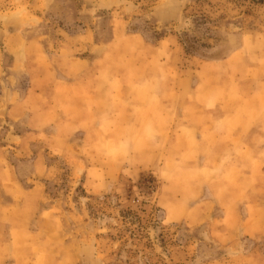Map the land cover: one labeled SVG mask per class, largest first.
Wrapping results in <instances>:
<instances>
[{
    "label": "rangeland",
    "instance_id": "374dc122",
    "mask_svg": "<svg viewBox=\"0 0 264 264\" xmlns=\"http://www.w3.org/2000/svg\"><path fill=\"white\" fill-rule=\"evenodd\" d=\"M244 48L264 50V0H0V101L31 99L42 79L65 94L99 70L90 77L118 76L121 108L172 103L179 77ZM138 119L94 131L92 147L77 132L74 153L51 149L53 125L24 150L9 140L13 178L31 190L30 231H44L6 246L3 264H264V156L242 159L228 139Z\"/></svg>",
    "mask_w": 264,
    "mask_h": 264
},
{
    "label": "crops",
    "instance_id": "0c3cea01",
    "mask_svg": "<svg viewBox=\"0 0 264 264\" xmlns=\"http://www.w3.org/2000/svg\"><path fill=\"white\" fill-rule=\"evenodd\" d=\"M263 68L264 50L251 55L246 48L223 61L202 62L194 72L192 71L191 76L177 79L175 85L179 97L172 103L161 98L157 101H136L121 108L116 94L118 76L111 74L109 82L104 79L107 83L103 82L100 75L90 77L99 74V70H96L95 74L85 72L82 77L79 76L78 82L76 79L72 83L67 82L65 94H61V86L58 84L43 83L42 79L35 82L36 86H33L32 98L29 100H11L8 96L1 99L0 264L5 262L6 246H23V241L19 239L25 234L41 235L44 231V225L39 227L38 233L30 231L31 220L25 216V209L29 206L31 190L21 191L13 178L14 169L11 164L8 165L7 158L9 140H12L16 148L24 150L33 139L38 138V131L53 125L56 128V143L52 141L51 149L60 155L74 153L75 146L69 139L77 132H84L85 139H91V147L101 145L100 138L93 141L94 131L104 130L105 125L117 122L121 116L126 117L128 121L139 117L138 121L146 124L168 120L176 122L181 126L180 129L186 128L201 140L210 137L228 139L239 150V154L243 155L242 159L255 152L264 156V145L260 150H247L237 146L247 137L264 140V78L261 77ZM75 73L77 72L72 75ZM43 74L50 75L49 70L45 69ZM132 78L134 74L129 72L130 87L135 85ZM251 82L253 84L248 85ZM107 84H111V90L106 88ZM85 139L83 142L88 146ZM234 146L229 147V151H233ZM222 153L228 154L226 150ZM255 159L245 163L246 167L252 169ZM213 165L215 161L200 162L202 169H212ZM4 195L9 198L8 203L3 200Z\"/></svg>",
    "mask_w": 264,
    "mask_h": 264
}]
</instances>
